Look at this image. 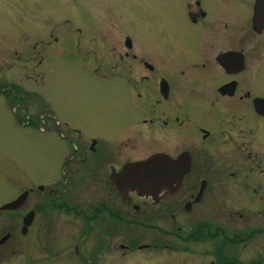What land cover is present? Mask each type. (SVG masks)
I'll return each instance as SVG.
<instances>
[{
	"label": "flooded vegetation",
	"instance_id": "flooded-vegetation-1",
	"mask_svg": "<svg viewBox=\"0 0 264 264\" xmlns=\"http://www.w3.org/2000/svg\"><path fill=\"white\" fill-rule=\"evenodd\" d=\"M147 1L112 60L92 31L99 60L78 70L113 109L98 125L30 96L18 124L54 136L60 161L0 204L26 195L0 210V264H264V0ZM153 157L156 189L131 184Z\"/></svg>",
	"mask_w": 264,
	"mask_h": 264
},
{
	"label": "rangeland",
	"instance_id": "rangeland-1",
	"mask_svg": "<svg viewBox=\"0 0 264 264\" xmlns=\"http://www.w3.org/2000/svg\"><path fill=\"white\" fill-rule=\"evenodd\" d=\"M141 2L148 1L0 0V204L33 182L53 176L60 161V143L54 136L18 125L28 120L24 111L33 93L48 96L51 108L71 124L74 120L82 122L83 115L92 116L90 120L98 125L107 112H112L106 94L88 91L89 82L78 67L99 60L95 48L98 38L92 31L101 29L108 35L100 39L99 46V53L106 54L108 60H112L111 54L104 46L123 39L126 29L139 35L136 29L140 25L129 21L133 16L139 18L131 11L139 10L137 4ZM161 5L167 4H151ZM77 31L90 38L81 42ZM148 36L155 41L154 35ZM40 56H45V63L41 60L43 64L35 71L45 73L47 67L44 80L31 70ZM87 131L97 135L96 129Z\"/></svg>",
	"mask_w": 264,
	"mask_h": 264
},
{
	"label": "water",
	"instance_id": "water-1",
	"mask_svg": "<svg viewBox=\"0 0 264 264\" xmlns=\"http://www.w3.org/2000/svg\"><path fill=\"white\" fill-rule=\"evenodd\" d=\"M155 157L147 160L146 162H143L141 164H138V165H131L129 167V169L127 170V172H139L141 170H144V178L142 180H132L131 181V184H133L134 186L135 185H144L145 188H149V189H153V188H156L154 187V185H156L157 183L159 184L160 180L157 181V179H155V171H154V168L153 166L150 165L151 162H154L155 161ZM154 171V172H153ZM153 177V178H152ZM9 204H7L8 206ZM5 209H9V207L6 208L3 207ZM2 209V207H1Z\"/></svg>",
	"mask_w": 264,
	"mask_h": 264
},
{
	"label": "bare ground",
	"instance_id": "bare-ground-1",
	"mask_svg": "<svg viewBox=\"0 0 264 264\" xmlns=\"http://www.w3.org/2000/svg\"><path fill=\"white\" fill-rule=\"evenodd\" d=\"M22 123L27 124V123H28V120H27L26 122H23V121H22ZM18 125H19V127L25 129V126L22 127V126H20L21 124H18ZM26 129H30V130H32V131H35V130L29 128V127L26 128ZM35 132L38 133V134H40V135H43V133H40V132L37 131V130H36ZM130 166H131V165H130ZM130 166H128V167L126 168V172H127V170L129 169ZM130 173H131V174H138V175H140V176H141L140 180H142V179L144 178V175H145V174H144V170H141V171H139V172H134V173L130 172ZM152 178H153V177H152ZM141 187H142L144 190H150L149 188H145L144 185H141ZM154 187H155V185H154ZM153 189H156V188H153ZM25 196H26V195H20V196H18L15 200H13L12 202H9V203H5V204H3V205L1 206L2 209H1V207H0V210H7V209L3 208V207H5V206H6V208L9 207L10 210L16 208L17 206H19V205L22 203V201H23V199H24ZM7 204H9V205L7 206Z\"/></svg>",
	"mask_w": 264,
	"mask_h": 264
}]
</instances>
